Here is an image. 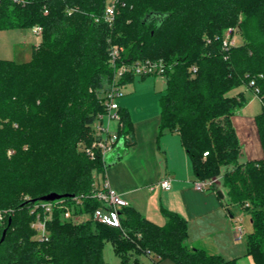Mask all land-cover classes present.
<instances>
[{"label":"trees","instance_id":"trees-1","mask_svg":"<svg viewBox=\"0 0 264 264\" xmlns=\"http://www.w3.org/2000/svg\"><path fill=\"white\" fill-rule=\"evenodd\" d=\"M120 1L109 25L103 18L108 0H0V30L43 28L29 62L0 59V239L8 228L0 264H108L107 244L119 264H235L192 246L188 221L173 211L163 210L161 226L131 206L118 210L119 227L92 219L101 207L91 196L95 173L104 179L109 165L78 144L85 140L84 123L104 111L101 95L115 82V44L124 48L122 62L166 63L159 131L178 132L196 179L210 182L208 190H224L230 214L235 206L248 215L247 253L264 264V0ZM151 13L162 22L145 20ZM231 27L243 43L225 59L222 39ZM162 41L168 50L154 55L152 46ZM241 86L259 89L262 97L255 117L261 159H246L233 124L247 99L229 93ZM119 112L129 135L126 149L134 142L133 125L126 109ZM50 193L82 201L75 221L55 211L47 221L48 239L40 240L31 226L33 208ZM87 214L91 218L81 220Z\"/></svg>","mask_w":264,"mask_h":264},{"label":"crops","instance_id":"crops-1","mask_svg":"<svg viewBox=\"0 0 264 264\" xmlns=\"http://www.w3.org/2000/svg\"><path fill=\"white\" fill-rule=\"evenodd\" d=\"M242 87L244 89L238 88L243 90L237 93L242 92L247 103L233 116V124L246 159H261L263 150L255 117L248 113L245 115L247 105L255 96L248 87ZM159 126V117L141 118L135 122L133 144L122 150V156L105 169L110 186L124 197L129 206L157 225L166 223L164 209L185 218L191 245L220 254L227 260H235V264H251L249 257L256 264L247 253L246 236L251 228L247 234H243V229L237 233V227L231 229L229 212L223 202L224 194L221 198L217 191L194 189L193 183L197 179L191 171V163L179 133L167 130L164 133L168 135L163 138ZM165 178L172 180L169 190L159 186V182ZM230 217L234 219L232 213ZM159 264L177 263L167 259Z\"/></svg>","mask_w":264,"mask_h":264},{"label":"built area","instance_id":"built-area-1","mask_svg":"<svg viewBox=\"0 0 264 264\" xmlns=\"http://www.w3.org/2000/svg\"><path fill=\"white\" fill-rule=\"evenodd\" d=\"M120 0H108L107 6L104 12V20L109 24L113 25L115 21V15L117 8L120 4ZM47 13V11H46ZM37 38L42 37L43 28L36 26L33 28ZM237 29L231 27L224 33L222 39V51L225 59H228L230 50L237 45L236 38ZM122 51L121 47L113 45L110 49V66L114 69L115 82L111 90L107 91L103 100L104 112L98 116V125L96 127L97 136L93 143L84 148L85 153L91 158L95 159L101 157L104 162L107 161L108 156H114L116 153L121 152L120 141L126 140L129 135H125L124 125L120 115V105L117 102V98L121 96L120 81L126 75H134L135 77H147V76H162L165 77L167 71V65L163 60L153 61H136L133 63L122 62ZM118 78L119 80H116ZM254 82H251L253 86ZM254 96L258 97L262 102L259 89H254ZM105 118L108 119L107 125L105 124ZM113 121L118 122V129L115 131L110 130V124ZM207 154H205L206 156ZM171 179L165 178L159 182V186L164 190L171 188ZM210 182L196 180L193 183V187L197 191H206ZM92 198L98 200L101 203V207L95 210L93 214V220L98 223H103L113 227L120 226V217L118 210L129 206L128 202L124 197L112 188L109 182L104 179L96 182L95 190L92 193ZM70 202L64 198L54 201H39L33 211L36 212V217L32 222V227L36 230V237L40 240L48 239L47 221L52 219L55 211H61L62 216L67 219L70 218L75 210V206L81 204V198L72 197ZM4 214L0 212V221H3ZM239 220V219H237ZM236 232H242V227L236 228ZM44 264V263H43Z\"/></svg>","mask_w":264,"mask_h":264},{"label":"rangeland","instance_id":"rangeland-1","mask_svg":"<svg viewBox=\"0 0 264 264\" xmlns=\"http://www.w3.org/2000/svg\"><path fill=\"white\" fill-rule=\"evenodd\" d=\"M167 35H168L167 39L170 40L168 42L169 43L168 45H170V42L171 43L173 42L174 34L169 33ZM236 38H237V45H241L243 43V37L241 36L239 32L236 33ZM38 40L39 39L37 38V35L35 34L33 28L32 29L0 30V59L14 60L19 63L29 62L32 58V54L34 50L33 48L34 46H36V43ZM40 42H41V39L39 40V43ZM115 46H118L124 49L122 46L118 44H115ZM167 47L168 46L166 45V41L165 43L164 41L158 42L152 46V52L154 55L155 54L159 55L162 52H165L166 50H168ZM116 80H119V79L116 78ZM165 81H166L165 77H162V76H147L144 78L136 77L133 82L125 86H123L120 83L121 86H123L121 88L122 94L120 97L117 98V102L119 103L122 109H126L129 112L131 120H132L133 128H134L135 122L137 120L139 121L141 118H144V119H147V118L156 119L157 117L160 118V96L163 94L165 90V87H166ZM241 88L243 87L241 86ZM243 89H238V88L233 89L232 91H230L229 95L235 96L237 95L238 91H241ZM105 94L106 92L101 95L103 100L105 98ZM102 103L103 101L101 102V104ZM262 108H263L262 102L260 101L258 97L255 96L254 99L247 105V108L245 110V115L248 113V115H253L254 117H256V115L262 111ZM237 111L235 112V114L237 113ZM103 112L101 111L100 113H98L94 121H92V123H88V122L84 123V130H85L84 139L87 140L88 138H90V141L89 143H86L85 140H82L81 142H79L78 144L79 151H84V148L86 146L91 145L93 141L95 140L97 133H98L96 130V127L99 123L98 116H100V114H102ZM107 121L108 119L105 118L106 125H107ZM117 129H118V122L113 121L110 124V130L115 131ZM167 135L168 134H165L164 132L162 134L163 138H165ZM169 137L171 136L169 135ZM9 152H10V155H12L13 152L12 151H9ZM189 161H190V158H189ZM191 171L193 172L192 164H191ZM96 179H97V182L100 181L101 175H98L97 173H95V180ZM220 186L221 185L217 187H219L220 189ZM221 192L223 193L224 190ZM230 211L234 215V219H231L230 213H228V219L230 221L229 223H230L231 229H235L236 227L241 226L243 229V234H247L251 228L250 219L248 215L235 206H232L230 208ZM75 217L76 216H74V212H73L71 217L67 218V220L75 221ZM237 217H239V220H236ZM89 218H91L89 214L81 215V220H85ZM104 256L108 264H119V259L115 256L111 244L106 245L105 250H104ZM165 260L167 259H163L160 262L162 263ZM249 261L251 262V264H254L251 257H249Z\"/></svg>","mask_w":264,"mask_h":264},{"label":"water","instance_id":"water-1","mask_svg":"<svg viewBox=\"0 0 264 264\" xmlns=\"http://www.w3.org/2000/svg\"><path fill=\"white\" fill-rule=\"evenodd\" d=\"M148 19H158L159 22H162L163 20V16H160V15H157V14H154V13H151L149 14L145 20H148ZM120 146L122 149H125V140H121L120 141ZM122 156V153L121 152H118L116 153L113 157L110 155L107 157V165H112L114 164L120 157ZM218 195L222 198L223 197V193L221 191H217ZM66 197H69L68 195H58L56 193H50L48 195H45L43 197L40 198V201H54V200H59V199H62V198H66ZM36 200H31L29 201L28 203L29 204H32V203H35ZM11 222L12 220L9 219V223H8V226L11 225ZM7 230L8 228H6L4 231H3V234H2V237L0 239V244L2 242H4L5 238H6V234H7Z\"/></svg>","mask_w":264,"mask_h":264}]
</instances>
